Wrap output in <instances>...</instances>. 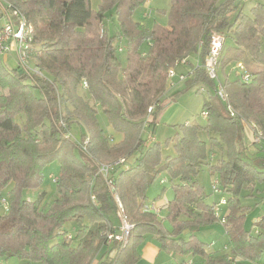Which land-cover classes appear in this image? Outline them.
I'll list each match as a JSON object with an SVG mask.
<instances>
[{"label":"trees","instance_id":"trees-1","mask_svg":"<svg viewBox=\"0 0 264 264\" xmlns=\"http://www.w3.org/2000/svg\"><path fill=\"white\" fill-rule=\"evenodd\" d=\"M148 1L102 0L95 12L90 0H0L2 23L16 21L15 12L27 20L31 63L34 58L45 74L41 78L19 64L8 69L0 57V195L11 187L3 199L8 211L0 215V257L38 264H136L148 238L162 252L193 264H256L264 254V218L246 228L250 207L241 202L245 191L247 198L264 194V169L239 149L246 125L254 144L263 142L255 140L257 133L264 138V0H249L248 10L246 0H171L168 25L156 22L151 28L133 18ZM109 11L118 21L114 35L103 24ZM216 34L224 38L218 69L228 104L203 67ZM192 56L197 67L169 85V71L184 59L189 64ZM233 64H242L250 79L244 81L239 71L231 81L226 69ZM189 90L208 94L202 111L207 124L181 126V134L170 139L176 155L163 162L161 145L147 146L144 134L155 132L159 114ZM100 111L120 140L102 127ZM75 124L80 139L72 132ZM202 132L208 134L206 141ZM86 139L98 161L127 159V167L121 164L109 175L134 225L125 246L107 242L108 232L120 226L118 206L96 163L81 148ZM216 152L221 156L213 163ZM54 162L60 171L53 202L45 201L46 191L34 201L25 199L23 191L40 188ZM204 167L217 176L226 196L221 221L216 208L222 199L209 204L197 180ZM161 174L174 193L164 219L145 209L148 191ZM218 221L229 239L226 253L197 238L202 227ZM68 223L74 224V234L65 228Z\"/></svg>","mask_w":264,"mask_h":264},{"label":"rangeland","instance_id":"rangeland-1","mask_svg":"<svg viewBox=\"0 0 264 264\" xmlns=\"http://www.w3.org/2000/svg\"><path fill=\"white\" fill-rule=\"evenodd\" d=\"M91 8L93 11H99L102 0H90ZM251 7V2L246 0L245 10H248ZM171 8V0H149L145 3L144 6L139 7L135 10L133 18L136 21H140L142 24H145L147 27L151 28L154 23H158L162 26H167L169 23V12ZM106 30L110 35H114L118 33L119 26L116 15L113 11H109L106 14V19L103 22ZM4 25V22L0 21V27ZM102 28V27H101ZM116 41V45L125 47L124 42L118 43ZM231 44V40H227V46ZM38 49V46L35 44L33 45V50ZM147 45L144 44L142 46V50L146 51ZM262 50L264 52V39L262 42ZM33 53V52H32ZM33 55V54H32ZM126 56L127 52L121 53L120 57L122 60L123 66L126 65ZM8 61L4 64L8 67V69H14L18 66L17 55L15 51H10L7 55ZM189 64L183 66H177V74L187 73V71H191L192 68H196L198 65V59L196 56H192L189 59ZM35 59L33 58V62L35 63ZM33 63V64H34ZM218 79L223 82L224 76L220 69H218ZM226 73L229 75V79L235 80L240 77V72L236 69V64L231 65L229 68L226 69ZM173 82H177L174 80ZM170 85V83H169ZM85 89L81 88V92H84ZM208 98V94L206 92L198 93L196 90H189L184 95L180 96L179 98L171 101L170 106L161 112L158 116V120L156 123V131L149 134L145 132L144 138L147 140V146L151 145L154 141L159 143L162 148V158L163 162L167 159L168 156H175L176 152L174 149V143H171L170 139L175 138L177 134H181L180 127L185 124H197L201 126H206L207 121L206 118L202 115L203 111V103L204 100ZM65 113L63 112V116ZM99 121L102 127L107 131L108 134H111L115 137L118 141L121 139V136L116 135L108 123L106 117L100 111L99 113ZM82 130V129H81ZM154 131V130H153ZM73 134L77 139H80V128L78 125H73L72 129ZM151 132V130H149ZM151 135V136H150ZM201 139L207 140L208 134L206 132L201 133ZM152 139V140H151ZM154 139V140H153ZM239 149L242 152L244 158L252 162L255 166L264 169V141L261 144H254V136L249 128L248 125L245 126L243 131L242 140L239 143ZM138 154V153H136ZM215 157L212 159L213 163L217 162L218 158L221 156L219 152L213 154ZM132 160V158H131ZM128 164L124 165V168L127 167ZM60 171L59 164L57 162L52 163L49 165L45 170V179L40 188L37 189H29L23 191V197L27 200L34 201L38 197V193L40 191H46L47 196L45 201L46 202H53V200L57 196L56 192V184L51 178L52 176L57 178ZM161 180H166L167 184L163 186L160 182ZM197 180L200 182L201 186L204 189V193L207 197V202L209 204L218 203L221 199H226V196L222 193H215L214 192V185L220 188L219 184L217 183V176L212 175L207 167H204L202 171L197 176ZM169 179L165 174H161L158 180L154 183V185L148 191V200H153L154 198L158 197L163 187L170 188ZM11 187L5 189L0 195V215L5 214V205L3 204V199H8L7 193ZM248 192L245 191L241 198V202L245 206H249L250 209L246 214L245 219V226L246 228H251L253 224L264 218V194L259 195L257 194L256 197L247 198ZM218 211V218L223 220V217L226 215L227 207L225 205H220ZM164 219L165 217H161ZM115 224H118V219L116 217L113 218ZM218 221L217 223L204 226L201 230L197 233V238L208 244L213 245V251H219L222 253H226L229 251L228 243L229 239L226 235L225 227L222 222ZM166 228L168 230L171 229V225L168 221L164 222ZM74 224L68 223L65 225V228L74 234ZM257 228H255L256 230ZM264 232V229H263ZM186 234V233H185ZM154 239V238H150ZM148 238L147 241H150ZM164 253V252H163ZM164 257L167 255L173 254H163ZM180 258L179 255H176L173 258V261ZM0 264H38L36 262H31L25 259H19L16 257L13 258H2L0 257ZM175 264V263H174ZM255 264V263H249ZM256 264H264V254L262 255L261 259Z\"/></svg>","mask_w":264,"mask_h":264},{"label":"built area","instance_id":"built-area-1","mask_svg":"<svg viewBox=\"0 0 264 264\" xmlns=\"http://www.w3.org/2000/svg\"><path fill=\"white\" fill-rule=\"evenodd\" d=\"M13 17L16 18V21H9L8 19L0 28V57H3L5 55H8L10 51H15L17 55V60L18 64L25 69L27 72L32 73L36 76H39L41 78H45V74L42 70L34 66V64L31 63V33L32 29L28 25L27 20L25 19L22 14H19L18 12H15L12 14ZM103 32V30H102ZM223 43H224V38L216 34L212 37V43H211V48H210V53L207 56L205 63L203 67L205 68L206 72L208 73V76L210 79L215 80L217 82V94L220 97V99L225 102L229 103L228 95L226 94L224 87L222 83L218 79V67H219V59L220 55L223 49ZM179 65H187V60L184 59L180 62L177 63V66ZM238 70L243 73L242 78L244 81H248L250 79V75L246 72L245 67L242 64H238L236 66ZM177 68H172L169 73H168V79L170 85H174L175 82L174 80L177 81H182L187 78L188 75L185 74H177ZM85 87H87V84H84ZM202 115L204 117L207 116V112H202ZM253 129L255 126H252ZM71 138L73 136L70 135ZM255 140L257 142L264 141V138L260 133H257ZM81 148L83 151L89 155L93 161L96 163L97 168H98V175H101L102 178L106 181L107 186L109 187L113 197L115 198V201L118 206V211H117V216L120 221V226L118 228L117 232L114 231H109L107 234V242L108 244H112L113 242H118L122 245H126L128 243L130 234L132 229L134 228V225L130 222L128 219V216L126 214V211L124 209L123 204L121 203V200L115 191V186L114 184L109 180V175L114 168L121 164H125L127 162L126 158H121L115 163L109 164L105 162L98 161L95 159L93 156L89 154V140L86 139L83 142H81ZM54 182H56L55 177H51ZM214 192L215 193H221V189L218 188L216 185H214ZM92 200H95V196H92ZM3 204L6 207V211H8V206L5 201H3ZM226 200L222 199L219 202V205H217L216 212L218 214L219 211V206L220 205H225ZM147 211H152L156 215L160 216L161 214V209L160 207L156 205L152 206H147L145 207ZM180 264H193L192 260H186Z\"/></svg>","mask_w":264,"mask_h":264},{"label":"crops","instance_id":"crops-1","mask_svg":"<svg viewBox=\"0 0 264 264\" xmlns=\"http://www.w3.org/2000/svg\"><path fill=\"white\" fill-rule=\"evenodd\" d=\"M2 59L6 63L8 61L7 55L3 56ZM137 156L138 154H134L131 157L132 160L131 158L129 159V163L134 162ZM160 195L154 198L153 200H147V202L145 203V207L152 206V205H156L160 207L161 214L159 218L162 219L161 217L165 215L168 203L169 201L173 199L174 193L169 188V189H166L165 193L161 197ZM163 254L164 253L160 250L159 245L156 241L154 240L147 241L141 248V259L136 264H174V263L180 264L182 261H184V259H189V258L180 257L176 259L175 261H173V258H175L176 255H167V257H164Z\"/></svg>","mask_w":264,"mask_h":264}]
</instances>
